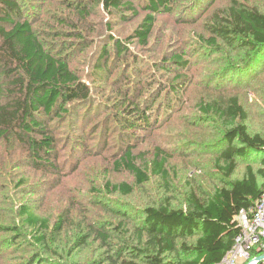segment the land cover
<instances>
[{"label":"trees","instance_id":"obj_1","mask_svg":"<svg viewBox=\"0 0 264 264\" xmlns=\"http://www.w3.org/2000/svg\"><path fill=\"white\" fill-rule=\"evenodd\" d=\"M22 1L0 0V141L14 137L26 148L29 165L38 171L43 169L57 174L58 166L54 162L59 157L58 144L48 129L46 118L66 115L67 105L89 101L91 89L72 70L67 52L62 53L64 50L49 44V38L40 36L34 29L37 22L24 18ZM95 1L106 13L124 18L127 13L137 15L139 11L132 0ZM196 2L200 6L202 0L192 4ZM78 4L75 10L79 16L74 26L69 22L70 16L57 19L58 25H68L74 30L54 33L56 39L66 35L78 40L74 49L85 52L91 46L82 35L90 18L89 4ZM172 4L173 0H143V10L147 14L133 35L142 47L148 45L153 35L157 16L174 12ZM199 25L202 33L197 37L200 49L196 51V60H189L185 57L187 54L172 50L152 65L173 75L174 80L167 88L159 90L156 100L165 91L171 102L174 98L179 100L178 96L193 85L192 79L198 78L202 83L206 91L199 93L195 101L198 116L193 121L217 130L220 140L215 145L219 146L215 166L222 176L223 186L215 187L204 199L196 192H190L183 205L175 206L171 198H165L159 206H148L133 229L123 222L128 220L127 214L107 208V212L116 211L123 217L118 229L125 241L115 244L108 232L93 233L89 226V234L78 238L71 251L86 246L93 238L92 234H97L106 255L102 261L93 264H221L240 233L236 217L242 211L253 209L262 197L264 10L232 0L230 5L206 16ZM110 42L118 58L127 55L124 42L113 36ZM73 51L76 50L70 53ZM111 56L107 44L94 65L93 82L102 81L106 72L112 73L108 64ZM126 100L130 114L144 115L145 130L151 128L153 123L147 113L152 112L154 104L148 106L146 103L145 109V105L133 103L132 98ZM126 123L133 127L130 122ZM133 149L134 146L128 145L114 169L132 174L136 185L142 186L150 181V176L137 165ZM168 163L165 151L157 148L148 170L166 180ZM241 165L244 170L237 176ZM24 184L20 181V186ZM105 187L111 193L120 192L125 196L133 193V186L127 183L112 185L106 182ZM18 209L26 233L9 223L0 224V233H15L13 244L17 247L19 240L31 238L33 247L46 248L48 254L59 257L57 251L51 250L49 241L56 240L69 218L62 215L53 224L50 219L34 213L28 202ZM46 259L37 252L24 260V264H45L48 263Z\"/></svg>","mask_w":264,"mask_h":264},{"label":"rangeland","instance_id":"obj_2","mask_svg":"<svg viewBox=\"0 0 264 264\" xmlns=\"http://www.w3.org/2000/svg\"><path fill=\"white\" fill-rule=\"evenodd\" d=\"M132 1L136 2L139 11L137 15L127 13L126 18L106 13L95 0L21 2L24 18L37 22L34 24L36 32L49 38V44L58 46L64 50L62 53L67 52L71 57V68L91 89V99L67 105L66 115L46 118L48 129L58 144L59 157L54 162L58 166L57 174L43 169L38 171L29 165L26 148L14 137L0 141V224H13L24 233L26 226L18 208L27 202L34 213L50 219L53 224L62 215L69 218L56 240L49 241L51 250L57 251L59 257L48 254L46 248L33 247L31 238L19 240L17 247L13 244L15 233H0V264H24V260L37 252L47 258L45 264L99 263L106 255V249L97 234H92L93 238L86 246L73 252L71 249L77 245L78 238L89 234V226L93 233L108 232L115 244L125 241L118 229L123 217L116 211L107 212V208L127 214L128 220L123 222L133 229L148 206H159L165 198H171L175 206L183 205L190 192H196L204 199L215 187L223 186L222 176L215 166L219 153V146L215 145L220 140L217 130L193 121L198 116L195 101L199 93H205V88L194 77L191 78L193 85L178 96L179 100L174 98L171 102L166 91L156 100L159 90L167 88L174 80L173 75L152 65L172 50L187 54L185 57L189 60H196V51L200 49L197 37L202 33L198 28L200 22L217 9L230 5L232 0L206 3L202 0L200 6L197 2L192 4L195 0H173L174 12L157 16L146 47H142L133 35L147 12L143 10V0ZM238 1L264 10V0ZM84 2L89 4L90 18L86 30L81 31L91 46L81 52L74 49L78 40L66 35L56 39L54 32L74 30L68 25H58L57 19L70 16L69 22L74 26L79 16L75 6ZM111 36L124 42L127 55L118 58L113 53ZM107 44L112 51L108 62L112 73L106 72L102 81L93 82L94 65ZM72 50L76 51L70 53ZM130 97L133 103L145 105V109L146 103L148 106L154 104L152 112L147 113L153 123L148 130H145L144 115H140L141 119L136 113L130 114L126 100ZM128 145L134 146L137 165L150 176V181L142 186L136 185L132 174L114 169ZM157 148L165 151L169 158L166 180L148 170ZM254 167H258L256 163ZM243 170L241 165L237 176ZM22 180L25 184L20 186ZM106 182L112 185L127 183L133 186V193L125 196L120 192H108ZM12 218L13 222L10 221Z\"/></svg>","mask_w":264,"mask_h":264},{"label":"built area","instance_id":"obj_3","mask_svg":"<svg viewBox=\"0 0 264 264\" xmlns=\"http://www.w3.org/2000/svg\"><path fill=\"white\" fill-rule=\"evenodd\" d=\"M236 222L240 233L221 264H264V191L256 206L242 211Z\"/></svg>","mask_w":264,"mask_h":264}]
</instances>
